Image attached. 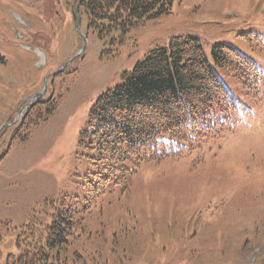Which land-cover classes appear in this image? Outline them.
Segmentation results:
<instances>
[{"label": "rangeland", "instance_id": "374dc122", "mask_svg": "<svg viewBox=\"0 0 264 264\" xmlns=\"http://www.w3.org/2000/svg\"><path fill=\"white\" fill-rule=\"evenodd\" d=\"M171 2L168 14L104 46L77 0H0V264L17 254L22 227L41 230L49 220L47 199L86 197L89 181L98 182L86 137L96 99L149 51L184 35L198 37L208 59L224 43L253 63L249 86L216 68L240 119L200 149L143 164L127 190L109 187L81 216L83 231L60 250L61 264H264V0Z\"/></svg>", "mask_w": 264, "mask_h": 264}, {"label": "trees", "instance_id": "16d2710c", "mask_svg": "<svg viewBox=\"0 0 264 264\" xmlns=\"http://www.w3.org/2000/svg\"><path fill=\"white\" fill-rule=\"evenodd\" d=\"M171 5V0H77L86 30L104 46L122 44L132 28L168 14ZM217 67L244 86L258 78L250 59L229 45L215 43L208 59L199 38L184 35L170 38L167 47L149 51L120 84L102 93L90 111L88 135L84 134L90 149L97 151L92 161L99 162L101 172L91 176H98V182L89 181L92 188L86 197L60 192L47 199L49 220L41 230L33 222L22 227L15 241L17 254L9 252L4 262L61 264L60 250L75 246L80 237L81 216L91 213L109 187L118 188V193L127 190L129 175L143 164L200 149L213 139L211 135L220 138L221 130L241 116L240 103L221 82ZM112 168L126 171L118 177L111 174ZM84 206L88 208L82 210Z\"/></svg>", "mask_w": 264, "mask_h": 264}, {"label": "water", "instance_id": "95a60500", "mask_svg": "<svg viewBox=\"0 0 264 264\" xmlns=\"http://www.w3.org/2000/svg\"><path fill=\"white\" fill-rule=\"evenodd\" d=\"M78 23H79V20H77V22H76V24H75V29L77 30V26H78ZM80 36L83 38V42H84V46H83V49L85 48V46H86V40H85V38L80 34ZM82 49V50H83ZM67 66V64L66 65H64V67L63 68H65ZM63 68L60 70V71H62L63 70ZM45 91V88H44V90H43V92ZM40 95V94H39ZM39 95H36V97H38Z\"/></svg>", "mask_w": 264, "mask_h": 264}]
</instances>
